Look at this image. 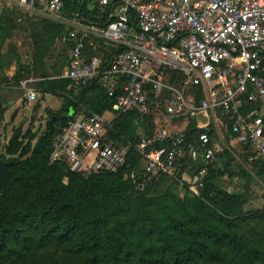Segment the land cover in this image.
Here are the masks:
<instances>
[{
  "label": "built area",
  "instance_id": "2783aa9c",
  "mask_svg": "<svg viewBox=\"0 0 264 264\" xmlns=\"http://www.w3.org/2000/svg\"><path fill=\"white\" fill-rule=\"evenodd\" d=\"M89 1L103 23H82L78 13L71 18L65 77L73 87L99 86L115 115L173 118L222 109L231 115L236 139L264 159V0ZM17 3L47 18H60L64 10V0ZM168 76H179L180 86L168 84ZM190 89L204 94L198 104L185 99L184 90ZM34 97L27 92V100ZM246 105L250 108L243 111ZM105 132L102 117L74 116L54 142L52 160L64 159L84 178L118 171L128 147L112 146ZM210 132L205 124L195 142L185 146L182 134L163 128L142 137L136 148L146 159L145 171H168L184 152L193 160L214 162L220 146ZM203 177L200 173L192 182L193 194H199Z\"/></svg>",
  "mask_w": 264,
  "mask_h": 264
},
{
  "label": "trees",
  "instance_id": "16d2710c",
  "mask_svg": "<svg viewBox=\"0 0 264 264\" xmlns=\"http://www.w3.org/2000/svg\"><path fill=\"white\" fill-rule=\"evenodd\" d=\"M83 7L78 0H64L63 13L69 15ZM38 20L45 43L39 55L41 63L48 47L66 32L52 19ZM41 76L45 78L44 91L62 98L64 112H50L39 136L27 131L12 137L5 147L9 160L0 154L6 162L0 188V264H33L22 254L27 248L68 242L81 251L76 258L37 264H264V237L242 230L250 219L259 223L262 216L244 212V198L239 193L223 192L221 200L210 195L209 169L214 162L205 164L200 157L193 160L188 156L182 160L184 170L194 174L206 171L203 186L194 197L143 196L138 192L134 180L142 154L136 148L140 139L135 114L116 115L105 123L106 140L122 138L128 147L126 162L118 171L84 178L70 171L64 159L51 162L54 142L67 122L81 112L76 106L84 114L102 115L110 109L111 101L98 86H82L74 94L68 79ZM86 92L91 95L86 97ZM2 120L0 107V123ZM201 131L191 124L184 132L185 140L195 142ZM252 166L260 176L264 159L257 158ZM102 230L105 238L101 240ZM222 248L238 258H227Z\"/></svg>",
  "mask_w": 264,
  "mask_h": 264
},
{
  "label": "rangeland",
  "instance_id": "374dc122",
  "mask_svg": "<svg viewBox=\"0 0 264 264\" xmlns=\"http://www.w3.org/2000/svg\"><path fill=\"white\" fill-rule=\"evenodd\" d=\"M43 17L46 16L42 15L41 13L35 14V12H25L20 21V23H23V27L27 31L29 36H31V39H34L33 44H35V47L33 49L32 58V60L34 61L32 65V71H34L32 72L33 74L28 73L29 71L27 70V73L20 74L18 75V77L33 79L32 77H36L40 73L39 55L45 43L42 42L43 32L39 30L37 24L39 21L38 19ZM57 37V39L61 40L62 42L66 40V36L64 34H62L61 36L58 35ZM71 89L73 90L74 94H77L80 91V88L71 87ZM41 95V93H37L36 99L32 103L34 106L36 103L40 102L42 105L47 104V106H50L51 108L56 107L58 101L56 97H49L44 101L43 99H41ZM63 108L64 106L60 110L55 111V113H63ZM76 108L81 110L80 113H82L83 109L80 108L79 105H77ZM25 109L26 115H23L22 112H20L17 116L16 121L19 123H17L16 125H11V120L8 119L6 121L4 117L0 123V154H2L8 160L9 156L5 153V147L7 143L10 142L12 137L16 135L23 136V134H25L27 131V134L35 132L37 136H39L41 132L45 131L46 123L49 120V117L52 115L50 112L47 111L40 118H37L36 115H32V112L30 113L28 107ZM9 117H11L10 114L8 115V118ZM111 118L112 115L109 113L107 115V119ZM137 118H139V124L137 127V134H139V139L144 136H151L154 130L159 127V125H155L154 122L146 123V121L144 122L143 118ZM197 118L200 119L202 122L204 121V118L202 116H197ZM194 119L195 116L189 114L176 118L173 121L178 124L185 123L187 127H189L191 124H194ZM35 121L39 123L35 124ZM218 124L219 121L216 123L213 122L214 132H217L215 139H217V144H219L220 146V158L218 157L209 169L211 173V178L209 182L212 186V189L210 190V195L212 197H215V199L219 200L222 199L223 192L228 194L239 193L240 195H242L244 198V203L241 208L244 210V212L259 213L262 216L259 223L255 222L256 219H250L247 224L242 225V230L246 234L249 233L251 236L255 235L252 233L255 232L258 235L264 237V172H262L260 176L254 174V171L252 169V163L255 162L257 158L255 157L252 150L245 143L240 142L237 139L230 140V137H228L229 134H227V126L225 125V122H223L222 125ZM24 125H26L27 127L25 128ZM147 131H150L149 134H146ZM120 139L121 140H119V138H108L107 142H109L112 146L125 147L122 138ZM25 141L26 138L23 140V142ZM29 143L33 144L34 141L28 142V144ZM27 146L28 145H26V147ZM184 158L185 157L182 156V158L176 163V165L168 171L155 170L152 173L146 172L144 169L145 163L140 161V165L135 171L137 175V180L136 178L134 180V183L137 185L138 192L143 196L163 197L166 195L170 198L178 199H187L194 197L195 194L190 191V186L194 181L193 172H189L186 169L184 170V163H182V160ZM50 159L52 162V158ZM183 172L188 173L185 176L186 179L184 181L182 180ZM139 178L140 181L138 182ZM66 181L67 179L63 178V182L66 183ZM99 236L101 237V240L104 239L105 230H102ZM224 251L226 252L227 258H238L236 254H231L230 251L225 248H222L221 252ZM80 252L76 244L68 242L64 244H49L39 249L29 247L22 254H25L27 263L32 262L33 264H37L41 261H48L50 263H54L57 261H64L66 259L70 260L76 258L80 254Z\"/></svg>",
  "mask_w": 264,
  "mask_h": 264
},
{
  "label": "crops",
  "instance_id": "0c3cea01",
  "mask_svg": "<svg viewBox=\"0 0 264 264\" xmlns=\"http://www.w3.org/2000/svg\"><path fill=\"white\" fill-rule=\"evenodd\" d=\"M78 1L81 6H84L82 10L79 9L73 11L69 15H66L62 12L60 18H49L63 25L64 30L66 32V40H65L66 42L64 41L65 42L64 43L57 38L53 41V43L48 47V50L44 54L42 61L39 65V69H40L39 75L36 77H32L33 79H30V78L18 77V75L20 74L27 73V70L29 71L28 73L34 72L32 71V67H33L32 65L34 62L32 60L34 44L31 39V36H29L27 31L23 27L24 26L23 23H20V21L25 12H30V13L35 12V14H38L39 12L38 10H27L19 6L17 0H0V107H2L3 109V117L5 118L6 121L8 119L11 120V125H16L17 123H19L16 122L17 116L19 115L20 112H22L23 115H26L25 108L27 107L29 108L30 113L32 112V115H36L37 118H40L47 111L54 112L61 109L62 98L52 93L44 91L45 87L43 86L42 82H44L45 78L41 76V73H45L47 80L55 79V78L67 79L65 75L68 68V55L71 47L69 41V32L72 29L71 18L75 13H78L80 15L82 23L92 22V21L98 25H102L103 23V20L100 21L96 17L97 7L93 1H89V0H78ZM25 36L27 39L25 38ZM92 51H93L92 49L87 48L88 54H92ZM166 82L168 84L178 86L180 83V77L168 76L166 78ZM70 86L72 88H80V87H73L71 84ZM71 87L70 90L73 92ZM29 91H33L35 93V97L32 100L26 99V94ZM38 92L42 94L41 99H43L44 101L49 97H56L58 100L56 107L51 108L50 106H47V104L42 105L40 102L36 103L34 106L32 103L36 99ZM89 95L91 94H89V92L88 93L86 92V97H89ZM184 97L186 100L192 99L195 104H198L204 98V94L200 91H194L193 89H190V90H184ZM249 108L250 105H246L243 108V111L248 110ZM109 113L112 115L111 119H107V115ZM9 114L11 115V117L8 118ZM189 114L191 113H184L173 118H169L168 116H162V115H149L143 117L137 114L135 115L140 118H147V119L149 118L148 123L154 122L155 125L157 124L159 125V127L154 130L153 134L156 133L161 128L165 129L173 136L182 134L184 138L183 145L185 146L186 143L188 142L185 140L184 132L187 130L188 127L185 123L178 124L173 120ZM192 115L195 116L194 119L195 127L202 130V126L208 124L211 128L212 137L214 139L215 136L217 135V132H214L213 122L216 123L219 121L220 125H222V123L225 122V125L227 126V134H229L228 137H230V140L232 139L236 140V136L231 132L230 129L232 123L231 115L227 112H224L222 109H214L208 111L206 114H204L203 112H196ZM98 116L102 117L105 123L110 122L116 117V115L111 111V109L105 110L102 115H98ZM197 116H202L204 118V121L202 122L200 119L197 118ZM38 123L39 122L35 121V124ZM24 126L25 128L27 127L26 125ZM42 133L43 132H41L39 135H41ZM231 133L233 134V136H231ZM182 156L187 157L188 154L184 152ZM182 156L178 158L177 162L182 158ZM141 162L145 163L146 166V159L143 155L141 158ZM200 173H204L205 175L206 171L202 169L198 171L197 174H194L193 172V180L196 177L200 176ZM187 174H188L187 172H183L182 174L183 181L186 179L185 176Z\"/></svg>",
  "mask_w": 264,
  "mask_h": 264
},
{
  "label": "water",
  "instance_id": "95a60500",
  "mask_svg": "<svg viewBox=\"0 0 264 264\" xmlns=\"http://www.w3.org/2000/svg\"><path fill=\"white\" fill-rule=\"evenodd\" d=\"M82 136L85 137L84 134ZM6 162L0 159V188L4 186V175H5Z\"/></svg>",
  "mask_w": 264,
  "mask_h": 264
}]
</instances>
